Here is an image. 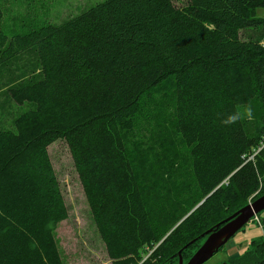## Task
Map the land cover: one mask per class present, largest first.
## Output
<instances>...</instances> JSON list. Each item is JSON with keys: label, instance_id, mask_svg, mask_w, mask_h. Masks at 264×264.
I'll list each match as a JSON object with an SVG mask.
<instances>
[{"label": "trees", "instance_id": "trees-1", "mask_svg": "<svg viewBox=\"0 0 264 264\" xmlns=\"http://www.w3.org/2000/svg\"><path fill=\"white\" fill-rule=\"evenodd\" d=\"M3 1L0 65L32 50L39 68L9 86L30 107L0 127V264H62L56 140L111 264L190 259L259 189L257 170L264 178V0H102L23 31ZM242 29L263 32L246 40ZM248 104L251 121L220 124ZM250 243L228 262L264 264V238Z\"/></svg>", "mask_w": 264, "mask_h": 264}, {"label": "rangeland", "instance_id": "rangeland-1", "mask_svg": "<svg viewBox=\"0 0 264 264\" xmlns=\"http://www.w3.org/2000/svg\"><path fill=\"white\" fill-rule=\"evenodd\" d=\"M101 1L4 0L5 21L9 27L14 29L20 24L22 31L32 25L33 21L47 20L59 24L68 17L75 16ZM173 1L178 5L184 3L182 0ZM255 11L258 16L264 17V7H259ZM262 32L263 29H242L240 38L257 39ZM263 41L262 38L260 43ZM36 58L32 50H27L0 65V127H12L15 116L30 107L28 102L16 104L11 100L8 88L28 79L33 74L38 75L39 67ZM67 148L63 140H56L47 148L67 208V218L61 221L55 229V239L62 264H111L90 215L79 178L76 176L72 157ZM260 188L249 195L247 204L264 194V192L261 193L264 187ZM256 217L258 220L251 218L203 264H230L229 259L235 254H242L250 246L251 240L264 238V210L257 213ZM185 262L183 260L182 264Z\"/></svg>", "mask_w": 264, "mask_h": 264}, {"label": "water", "instance_id": "water-1", "mask_svg": "<svg viewBox=\"0 0 264 264\" xmlns=\"http://www.w3.org/2000/svg\"><path fill=\"white\" fill-rule=\"evenodd\" d=\"M264 210V194L254 199L252 202L238 208L233 214L218 222L214 228H210L205 231L204 241L200 246L195 249L194 253L190 256L184 264H203L214 253L218 251V248L223 246L233 234L240 230L252 217ZM180 254V252H179ZM183 260L179 255V262L182 264Z\"/></svg>", "mask_w": 264, "mask_h": 264}, {"label": "clouds", "instance_id": "clouds-1", "mask_svg": "<svg viewBox=\"0 0 264 264\" xmlns=\"http://www.w3.org/2000/svg\"><path fill=\"white\" fill-rule=\"evenodd\" d=\"M211 27V26H209ZM261 45L264 46V42H261ZM219 116V114H218ZM253 108L251 104L243 106L242 110H235L232 112H229L223 116H219V122L224 127H230L232 125H235L239 123L243 119H247L251 121L253 119ZM254 163V162H253ZM257 177L259 180V183L261 187H264V178H261L259 175V171L257 170Z\"/></svg>", "mask_w": 264, "mask_h": 264}, {"label": "built area", "instance_id": "built-area-1", "mask_svg": "<svg viewBox=\"0 0 264 264\" xmlns=\"http://www.w3.org/2000/svg\"><path fill=\"white\" fill-rule=\"evenodd\" d=\"M263 42H264V41H263ZM262 144H264V143H262ZM259 148H260V147H259ZM259 148H258V149H259ZM256 152H257V150L255 149L250 155H248L247 160H249V159H250V160H253V158H254L253 155H254ZM260 187H261V185H260ZM252 218H253V217H252ZM254 218H255L256 220H258L257 217H256V215L254 216Z\"/></svg>", "mask_w": 264, "mask_h": 264}, {"label": "crops", "instance_id": "crops-1", "mask_svg": "<svg viewBox=\"0 0 264 264\" xmlns=\"http://www.w3.org/2000/svg\"><path fill=\"white\" fill-rule=\"evenodd\" d=\"M228 242V241H227ZM237 254H235V256H236ZM235 256H233V257H235Z\"/></svg>", "mask_w": 264, "mask_h": 264}]
</instances>
